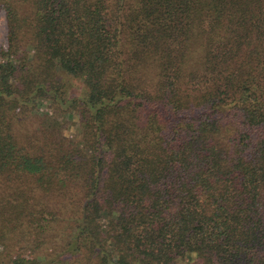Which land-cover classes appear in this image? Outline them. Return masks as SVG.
Wrapping results in <instances>:
<instances>
[{"label":"trees","instance_id":"16d2710c","mask_svg":"<svg viewBox=\"0 0 264 264\" xmlns=\"http://www.w3.org/2000/svg\"><path fill=\"white\" fill-rule=\"evenodd\" d=\"M0 8V264H264V0Z\"/></svg>","mask_w":264,"mask_h":264},{"label":"rangeland","instance_id":"374dc122","mask_svg":"<svg viewBox=\"0 0 264 264\" xmlns=\"http://www.w3.org/2000/svg\"><path fill=\"white\" fill-rule=\"evenodd\" d=\"M6 20L5 13L2 8H0V51L5 50L6 48ZM36 111H47V113L55 115L54 109L51 106H48V103H43L36 108ZM4 256V248L0 245V259L3 260Z\"/></svg>","mask_w":264,"mask_h":264}]
</instances>
